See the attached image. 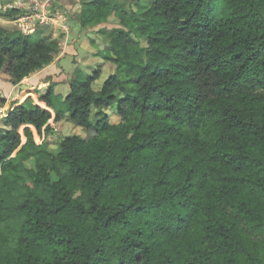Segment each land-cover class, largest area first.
<instances>
[{
  "label": "trees",
  "instance_id": "trees-1",
  "mask_svg": "<svg viewBox=\"0 0 264 264\" xmlns=\"http://www.w3.org/2000/svg\"><path fill=\"white\" fill-rule=\"evenodd\" d=\"M129 1L79 2V26L118 22L99 90L97 68L0 118V264H264V0ZM59 43L0 26V77ZM65 115L85 136L53 149Z\"/></svg>",
  "mask_w": 264,
  "mask_h": 264
},
{
  "label": "rangeland",
  "instance_id": "rangeland-1",
  "mask_svg": "<svg viewBox=\"0 0 264 264\" xmlns=\"http://www.w3.org/2000/svg\"><path fill=\"white\" fill-rule=\"evenodd\" d=\"M16 1L18 0H0V10L5 11L6 9H12L8 5L14 6ZM80 1L81 0H67L68 6L65 8V12L69 18L73 14L71 10L75 5L78 4L79 6ZM130 1L128 2L127 6L129 9H132L135 12L140 11L143 9L142 7L145 8L148 5V0H141V6H138L135 3V0L132 1L133 4H131ZM71 21H73L72 18L69 19V23ZM5 26L10 31L18 28L16 25L13 26L10 23ZM70 26L72 28L70 27L67 38L63 39V35L60 34L58 37H56L59 42L63 39L64 46L67 48L66 50H63L64 52L59 57V59L57 61L55 60L54 62L55 69L57 68L56 72L59 73V70L62 71L63 77L58 76V74L45 72L43 76H36L31 78L30 81H24L22 87L23 90L20 89L17 93L11 92L10 94V92H7V90L10 88L11 84L8 81H5V74H2V77H0V96L5 94L8 95V98L6 97V104L0 106V118L5 115L8 103L11 101V99L23 101L27 97H31L33 101L37 102L38 94L43 93L51 82L56 83L54 88L55 95L64 97L68 93V83L77 75H91L97 68H100L99 77L93 83V88L95 90H99L106 78L111 73H113L115 65L109 60L105 59V57L111 56V52L107 43L108 39L104 37L105 33L102 30L117 27V18L115 16H111L106 23H103L95 28L81 27L78 24L76 25L75 22H72ZM49 28L50 27H42L43 31H46V35L49 34ZM36 36V34H33V37ZM50 37L52 38V34ZM141 43L143 46H147L146 40H141ZM70 47H72L73 51L69 49ZM103 109L107 113L112 124L120 122V116L115 105H108ZM66 117L67 116L65 115L58 121H51L54 129L52 133L46 135L45 141L53 149L57 146V143L60 141V139L66 135L76 134L81 137L85 136V131L83 128L75 125ZM19 132L22 133V130L20 129ZM34 138L36 142H39L40 139L38 136L35 135Z\"/></svg>",
  "mask_w": 264,
  "mask_h": 264
},
{
  "label": "built area",
  "instance_id": "built-area-1",
  "mask_svg": "<svg viewBox=\"0 0 264 264\" xmlns=\"http://www.w3.org/2000/svg\"><path fill=\"white\" fill-rule=\"evenodd\" d=\"M58 2L59 0H18L14 6H8L21 11L14 23L22 33L27 35L32 34L39 27L54 28L58 25L57 23L64 25L63 21H59L60 15L56 9Z\"/></svg>",
  "mask_w": 264,
  "mask_h": 264
},
{
  "label": "crops",
  "instance_id": "crops-1",
  "mask_svg": "<svg viewBox=\"0 0 264 264\" xmlns=\"http://www.w3.org/2000/svg\"><path fill=\"white\" fill-rule=\"evenodd\" d=\"M68 5H67V0H59V2H58V4H57V6H56V9H57V11H58V13H59V15H60V18H59V21H63L64 22V25H61V24H59V23H57L58 25H56V26H54V28H52V27H50L49 28V34H47L46 35V31L44 30L43 32H39V30L40 29H42V27L40 28H36L34 31H33V33H32V35L33 34H36L37 36L36 37H33V40L34 39H38L39 37H43V36H50L51 34H52V38H54V37H58V35L60 34V35H63V39H65V38H67V35H68V33H69V29H70V24L72 23V22H75L76 23V25L78 24V22H77V14H78V11H79V6H78V4L77 5H75L74 7H73V9L71 10L72 12H73V14L70 16V18L67 16V13L65 12V8L67 7ZM66 14V15H65ZM73 19V21H71L70 23H69V19ZM12 24L13 26H15V23H14V20H8V19H6V18H2V17H0V26H2V27H5V28H7L5 25H7V24ZM66 27V29L64 28V27ZM72 28V27H71ZM95 28V27H94ZM76 29V28H75ZM63 39H62V41H60V43H59V53L57 54V56H55V59H54V61L51 63V64H49L48 66H46V67H44V68H42V69H40V70H36V71H34L33 73H31L28 77H26V78H24L22 81H21V83L19 82V83H16V84H12L11 82H9L11 85H10V88L7 90V92L9 91L10 92V94H11V92L13 93V92H15V93H17L20 89L21 90H23L22 89V87H23V82L24 81H30L31 80V78H33V77H36V76H43L44 74H45V72H50V73H52V74H58V76H62V71H60L59 70V73L58 72H56V69H55V65H54V62H55V60L57 61L58 59H59V57L63 54V50H66L67 48H65V46H64V42H63ZM69 49H71L72 51H73V49H72V47H70ZM68 49V50H69ZM93 53H95V52H93ZM74 54V53H73ZM96 54V53H95ZM63 77V76H62ZM5 81H7V80H5ZM20 95V94H19ZM1 96H3V97H7L8 95H1ZM10 96H12V95H10ZM8 98V97H7ZM11 100H13V99H11Z\"/></svg>",
  "mask_w": 264,
  "mask_h": 264
},
{
  "label": "water",
  "instance_id": "water-1",
  "mask_svg": "<svg viewBox=\"0 0 264 264\" xmlns=\"http://www.w3.org/2000/svg\"><path fill=\"white\" fill-rule=\"evenodd\" d=\"M132 1H134V0H132Z\"/></svg>",
  "mask_w": 264,
  "mask_h": 264
}]
</instances>
